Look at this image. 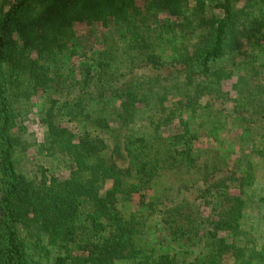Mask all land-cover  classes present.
I'll return each instance as SVG.
<instances>
[{"label":"trees","instance_id":"trees-1","mask_svg":"<svg viewBox=\"0 0 264 264\" xmlns=\"http://www.w3.org/2000/svg\"><path fill=\"white\" fill-rule=\"evenodd\" d=\"M238 1L0 0V264H264V0Z\"/></svg>","mask_w":264,"mask_h":264},{"label":"rangeland","instance_id":"rangeland-1","mask_svg":"<svg viewBox=\"0 0 264 264\" xmlns=\"http://www.w3.org/2000/svg\"><path fill=\"white\" fill-rule=\"evenodd\" d=\"M244 1L245 0H239L238 1V7H242L244 5ZM76 30H78V29H76ZM83 34H86V33L85 32H81L80 36H83ZM81 44H83V43H81ZM33 112H36L35 109H34V111L32 110V113L28 115L27 119L29 120V125L31 124L33 130H37L38 131L37 122L34 121L35 117L33 115ZM129 209L132 210V211H135L136 207L135 206H131ZM151 224L154 227L157 224V221L153 219V221H152V223H150V225ZM154 237H155V234L152 236V239L154 240L153 242L150 240L151 243H153V244L157 241V238H154Z\"/></svg>","mask_w":264,"mask_h":264}]
</instances>
